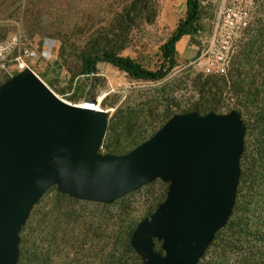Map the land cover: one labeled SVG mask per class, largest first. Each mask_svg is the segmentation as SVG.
Here are the masks:
<instances>
[{
  "label": "rangeland",
  "instance_id": "obj_1",
  "mask_svg": "<svg viewBox=\"0 0 264 264\" xmlns=\"http://www.w3.org/2000/svg\"><path fill=\"white\" fill-rule=\"evenodd\" d=\"M186 1L0 0V41L15 33L26 38L37 52V58L28 62L29 69L63 101L82 106L92 97L97 100L108 115L102 154L117 142L124 143L128 151L132 145L125 143L127 138L136 132L148 138L169 115L196 104H217L219 114L239 111L238 104L244 100L233 89L235 68L257 91L262 100L258 106H264V36L255 39L264 23V0H254L252 25L236 37L223 76L206 75L197 64L212 36L219 0H200L199 31L176 45L175 67L164 79L134 80L106 62H99L90 78L78 75V56L96 39L107 41L118 56L147 70L158 68L160 48L184 20ZM251 43L254 52L247 54ZM17 72L12 65H0V83ZM239 113L243 121H249V113L241 109ZM254 145L253 141L248 144L250 152ZM251 162L238 198L242 214L237 217L242 221L237 218L238 225L220 233L201 264H264V241L254 230L255 224L264 223V167L252 168ZM166 192L167 184L155 181L111 205L68 200L47 192L26 227L28 245L31 249L38 245L44 257L28 263L134 264L124 249L128 232L156 209ZM258 199L262 203L255 218L243 217V211L255 208Z\"/></svg>",
  "mask_w": 264,
  "mask_h": 264
},
{
  "label": "water",
  "instance_id": "obj_2",
  "mask_svg": "<svg viewBox=\"0 0 264 264\" xmlns=\"http://www.w3.org/2000/svg\"><path fill=\"white\" fill-rule=\"evenodd\" d=\"M96 105L63 101L28 68L0 85V264H18L21 230L49 189L111 205L155 181L166 196L137 223L130 247L141 264H198L236 204L241 114L178 113L113 155L100 153L108 115Z\"/></svg>",
  "mask_w": 264,
  "mask_h": 264
},
{
  "label": "trees",
  "instance_id": "obj_3",
  "mask_svg": "<svg viewBox=\"0 0 264 264\" xmlns=\"http://www.w3.org/2000/svg\"><path fill=\"white\" fill-rule=\"evenodd\" d=\"M201 12H202V8H201L200 0H187L186 1L185 18L178 24L176 30L172 33V35L167 39V41L160 48V54H161L160 64L158 68H156L155 70H147L141 64L137 63L136 61L130 58L118 56L107 41L96 39V40H93L85 48V50H83L81 54L78 56V59L81 64L80 72L78 75L79 76L82 75L87 78H90L92 73H96L95 72L96 65L99 62H106L116 67L120 71L126 73L128 77L134 80L160 81L164 79L168 75V73L175 67L176 55H177L176 45L179 43V41L182 38L189 36L191 34L198 33L199 28H200L199 21L201 19ZM263 36H264V23L263 25H261V27L257 29L255 39L258 40L262 38ZM253 45L254 43L253 44L251 43V45L249 46V51H247V54L252 53L254 49ZM234 71H235V77H234L235 83L233 86L234 92L236 95H240V97H243V100H244L243 103L238 104L239 111L240 109L241 111L244 110L245 112L249 113L250 116H249L248 122L244 121V124L246 127V136H245V141H244V153L240 161L241 175L239 179V185L237 188L236 204L233 209L232 216L229 219L228 223L222 230H220L216 234L214 240L218 238V236L223 230H232L234 226L238 225V222L242 221L239 217H237L238 213H241V211L239 210L238 198L241 196V192H242V187L240 186L242 184L245 185L248 179V174H249L248 165L250 163V160L252 161L251 162L252 168L259 167L262 170V168L264 167V106L262 105L258 106V103H261L262 100L261 102L258 100L257 91H255V89L252 87V84L247 83L243 80L242 71H239L238 68H235ZM7 79L8 78H6L4 81H6ZM2 83H0V85ZM92 99L94 98L92 97L91 100ZM252 104L255 105L253 106V108L250 107V105L252 106ZM216 108H217V104H210V103L196 104L192 109L182 111L180 113L194 111V112H198L199 114L203 115V114L210 113V112L216 113ZM175 114L177 113H173L169 115L165 119V121L158 127V129L151 133L150 137L153 134H155L167 122V120H169ZM144 137L145 136H143V134L141 135L140 132H136L130 140L129 138H127V142L125 143H129L130 145H132V147L129 149L131 151L136 146H138L139 144H141L142 142L150 138V137L148 138H144ZM138 139H141V141H138ZM252 141L255 143L254 145L255 147H254V151L250 152L248 144H250ZM129 150L128 151L126 150L124 143L122 145L117 142L112 148V150L109 152H106L105 154L123 155V154L128 153ZM248 155L250 157L249 162H248ZM49 191L55 192L56 195L59 197L66 198L68 200H73L67 196H64L58 193L55 188H51L47 192ZM159 203L156 204L155 208L158 206ZM261 203L262 201L258 199V201L254 204L255 208L251 210L248 209V210L243 211V217L245 215L247 219L255 218L254 215L256 216V209L261 206ZM37 205L33 208L32 212L35 210ZM150 214L151 213H149L148 216ZM237 218H238V222L236 224L235 222ZM135 226H133L128 232V235L124 242V249H125V252H127L131 257L134 258V264H141L139 257L135 254V252L133 251V249L130 247V244H129L130 236ZM26 227H27V222L22 228L21 233H20L21 243L19 245L20 257H19L18 264H29L28 261H31V260L34 262H39L43 260V257H44L42 250H38L39 249L38 245L34 246L32 249L28 245V239H27L28 233L26 232ZM254 230L258 232V236L261 237V239H263L264 241V223L255 224ZM212 244L210 245V247L212 246ZM121 249L123 251V242L121 243ZM157 250L160 251L159 244H157ZM31 251H32V254L30 255L29 252ZM205 254L198 264H201V261L204 260Z\"/></svg>",
  "mask_w": 264,
  "mask_h": 264
},
{
  "label": "built area",
  "instance_id": "obj_4",
  "mask_svg": "<svg viewBox=\"0 0 264 264\" xmlns=\"http://www.w3.org/2000/svg\"><path fill=\"white\" fill-rule=\"evenodd\" d=\"M254 0H219L212 36L201 51L197 64L206 75L226 73L236 37L253 22ZM37 52L21 34L15 33L0 41V65H12L16 71L28 68Z\"/></svg>",
  "mask_w": 264,
  "mask_h": 264
},
{
  "label": "bare ground",
  "instance_id": "obj_5",
  "mask_svg": "<svg viewBox=\"0 0 264 264\" xmlns=\"http://www.w3.org/2000/svg\"><path fill=\"white\" fill-rule=\"evenodd\" d=\"M98 102H99V99H98ZM99 103H100V102H99ZM99 103H98V104H99ZM95 109H96V110H100V108H99L98 105L95 106Z\"/></svg>",
  "mask_w": 264,
  "mask_h": 264
},
{
  "label": "crops",
  "instance_id": "obj_6",
  "mask_svg": "<svg viewBox=\"0 0 264 264\" xmlns=\"http://www.w3.org/2000/svg\"><path fill=\"white\" fill-rule=\"evenodd\" d=\"M182 41H184V38H182L180 41H179V43H181L182 44ZM178 45V44H177ZM177 47V46H176Z\"/></svg>",
  "mask_w": 264,
  "mask_h": 264
}]
</instances>
